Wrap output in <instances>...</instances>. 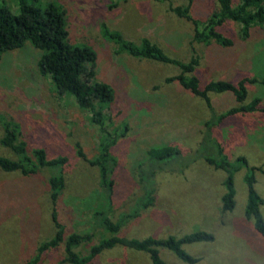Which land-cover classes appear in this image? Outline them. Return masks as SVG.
<instances>
[{"label": "rangeland", "instance_id": "1", "mask_svg": "<svg viewBox=\"0 0 264 264\" xmlns=\"http://www.w3.org/2000/svg\"><path fill=\"white\" fill-rule=\"evenodd\" d=\"M28 1L39 8L50 2L57 5L64 14L70 44L88 47L96 54L93 81L113 92V100L101 108L105 131L112 138L110 155L115 166L109 177L113 191L108 201L97 168L89 164L97 156L101 136L89 111L79 107L72 96L58 94L49 77L40 74V51L28 42L0 52V140L3 125L8 123L14 127L16 143H22L27 154L43 149L47 159L68 160L62 171L43 167L29 177L0 170V264H26L35 257L37 247L54 236L48 180L59 172L64 187L56 203L58 221L66 234L91 236L74 249L79 257L111 236L161 239L207 231L213 236L211 242L181 247L197 260L194 264H264V237L243 216V170L233 174L234 208L221 214L225 175L204 162L206 157L217 158L214 142L232 167L236 157L245 158L255 168V190L262 199L264 221V85L259 83L264 78V28H250L242 40L240 26L227 22L219 31L231 41L230 47L214 42L193 45L199 60L193 74L200 89L217 80L231 84L242 78L256 81L245 85V103L257 98L260 111L227 117L208 132L207 122L236 105L230 94L209 93L208 108L178 83H164L178 74L177 67L130 57L102 35L118 33L133 45L148 39L167 57L184 63L191 56L192 33L166 6L167 1L184 5L188 0ZM0 3L15 12L13 0ZM215 9V0H191L190 15L203 21ZM156 147L174 148L178 153L146 162V151ZM0 158L17 160L1 144ZM142 186L152 192L151 203L135 219L120 217L135 209ZM101 217L118 222L119 231L110 234L102 229ZM61 247L43 254L36 264H59L64 258ZM157 251L166 264H186L166 249ZM88 264L149 261L142 252L116 246Z\"/></svg>", "mask_w": 264, "mask_h": 264}, {"label": "trees", "instance_id": "2", "mask_svg": "<svg viewBox=\"0 0 264 264\" xmlns=\"http://www.w3.org/2000/svg\"><path fill=\"white\" fill-rule=\"evenodd\" d=\"M13 1L16 4L14 13H11L4 4L0 3V52L20 48L25 42H28L33 48L40 51L37 62L40 74L49 77L58 94L72 96L79 107L89 111L90 121L98 127L101 135L97 156L92 161L90 160L89 164L97 168L100 188L105 193V198L111 201L113 182L109 176L115 166V160L110 155L112 138L105 131L101 108L113 100V92L107 85L93 81L96 54L88 47H74L70 44L65 30L63 11L54 3H46L43 8H39L28 0ZM153 1L161 2L164 0ZM232 2L233 0H215L216 9L205 20L198 21L190 15L191 0H188L184 5L167 1V11L186 22L192 33L188 42L189 47H191V56L184 63L167 57L155 43L148 39L143 38L138 45H133L131 42L123 40L118 33L103 32L102 35L106 40L111 41L118 51H123L130 57L177 67L178 74L164 79V83H178L182 89L201 99L208 108L210 107L209 93L230 94L236 105L219 113L213 120L207 122L206 130L209 132L227 117L260 111L257 98L245 103V85L255 83V79L242 78L234 84L217 80L208 82L200 89L198 80L193 74L199 61L194 48L192 49L194 44L207 46L214 42L221 47H230L232 44L219 31L224 23L234 22L238 24L242 40L248 37L250 28L255 26L264 28V0H236L234 6H232ZM259 83L264 85V78ZM3 133L0 144L12 151L17 157V160L13 161L0 158V170L3 172H17L22 176L29 177L35 175L39 168L43 167H55L62 171L68 162L66 157L47 159L43 149H34L30 155L27 154L24 145L16 143V132L14 127L8 123H4ZM214 147L217 158L206 157L204 162L225 175L222 181L223 194L220 197L221 214L229 213L234 208L233 174L242 169V183L245 188L243 216L251 222L256 234L264 237V221L260 215L262 199L255 190V168L248 165L245 158L241 156L236 157V166L232 167L227 162L221 146L214 142ZM176 153L178 152L170 147L150 148L145 153V160L146 162H157L171 158ZM63 185L64 178L61 172L48 180V199L51 204L50 218L55 233L50 240L42 242L37 247L35 257L26 264H36L43 254L57 246H62L61 249L64 254V258L59 264H88L100 252L116 246L144 253L149 264H166L159 257L157 251L159 248L170 251L183 263L194 264L197 260L186 254L181 247L213 240L212 234L207 231H195L177 238L166 236L161 239L145 237L137 240L111 236L91 246L86 256L79 257L74 249L80 244L88 242L91 236L76 233L66 234L59 223L56 203ZM139 192H141V196L138 198L135 209L129 211V216L122 214L120 217H128L129 220L135 219L139 216L140 209H145L151 203V191L142 186ZM94 216L98 217L99 213H94ZM99 225L110 234H116L120 229L118 222L113 223L107 217H101Z\"/></svg>", "mask_w": 264, "mask_h": 264}]
</instances>
